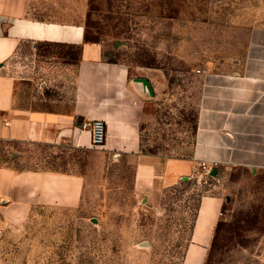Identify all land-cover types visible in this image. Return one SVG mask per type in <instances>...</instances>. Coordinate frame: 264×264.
Masks as SVG:
<instances>
[{
  "label": "rangeland",
  "instance_id": "rangeland-1",
  "mask_svg": "<svg viewBox=\"0 0 264 264\" xmlns=\"http://www.w3.org/2000/svg\"><path fill=\"white\" fill-rule=\"evenodd\" d=\"M259 2L87 0L86 39L122 73L131 91L127 102H135L134 78H147L153 89V98L145 99L142 152L161 159L191 155L197 68L233 42L242 25L237 20L253 14ZM20 47L13 70L31 79L21 95H71L74 72L62 65L69 48ZM13 150L25 159L13 161L16 167L78 173L87 163L78 151L70 152L75 161L67 165L55 160L60 152L52 147L0 141V165L9 163L3 159ZM104 159L91 161L90 191L78 206H35L21 223L0 220V264H264V170L221 168L212 177L197 166L176 184L151 190L137 161ZM214 194L222 198L220 212L206 243L196 244L203 238L196 235L199 202Z\"/></svg>",
  "mask_w": 264,
  "mask_h": 264
},
{
  "label": "crops",
  "instance_id": "crops-1",
  "mask_svg": "<svg viewBox=\"0 0 264 264\" xmlns=\"http://www.w3.org/2000/svg\"><path fill=\"white\" fill-rule=\"evenodd\" d=\"M86 13L87 0H0V141L11 147H52L60 152L55 160L67 161V165L75 161L70 152L83 153V161H87L85 170L78 173L23 168L13 166V161L25 160L22 151L7 153L3 161L9 163L0 165L2 222L21 223L35 206H78L90 191L91 161L111 156L125 155L140 163L148 177L144 188L151 190L176 184L201 161L209 165L212 177L221 168L264 170V0L253 14L237 20L242 25L234 30L233 42L221 45L217 58L205 62L196 74L198 100L191 155L163 159L141 150L145 99L154 96L148 79L140 77L148 81L150 93L132 80L135 102H127L131 91L122 73L118 76V69L102 59L99 44L85 40ZM23 43L34 48L38 44L69 48L62 65L74 72L71 95H21L23 82L31 80L13 70ZM74 52L76 58H70ZM42 102L54 105H38ZM91 119L105 124V139L98 147L92 145L90 131L80 127ZM94 153L103 158L97 159ZM221 204L219 195L201 198L196 235L203 238L196 244L206 243L204 238L208 239Z\"/></svg>",
  "mask_w": 264,
  "mask_h": 264
},
{
  "label": "built area",
  "instance_id": "built-area-1",
  "mask_svg": "<svg viewBox=\"0 0 264 264\" xmlns=\"http://www.w3.org/2000/svg\"><path fill=\"white\" fill-rule=\"evenodd\" d=\"M200 69H197V72H199ZM80 127L82 129H88L90 131L91 136V143L94 147L100 146L104 139H105V124L104 121L101 119H91L86 122H81ZM213 166H215L216 163H212ZM199 166L206 171L207 174H209L210 167L207 165L205 161H201L199 163ZM1 206V201H0Z\"/></svg>",
  "mask_w": 264,
  "mask_h": 264
},
{
  "label": "water",
  "instance_id": "water-1",
  "mask_svg": "<svg viewBox=\"0 0 264 264\" xmlns=\"http://www.w3.org/2000/svg\"><path fill=\"white\" fill-rule=\"evenodd\" d=\"M133 81L141 83L144 87V90L150 93V86H149L148 81L145 78L138 77V78H134ZM214 173H215L214 171L210 172L211 175H214Z\"/></svg>",
  "mask_w": 264,
  "mask_h": 264
},
{
  "label": "trees",
  "instance_id": "trees-1",
  "mask_svg": "<svg viewBox=\"0 0 264 264\" xmlns=\"http://www.w3.org/2000/svg\"><path fill=\"white\" fill-rule=\"evenodd\" d=\"M85 40L88 41V40L86 39V32H85Z\"/></svg>",
  "mask_w": 264,
  "mask_h": 264
}]
</instances>
